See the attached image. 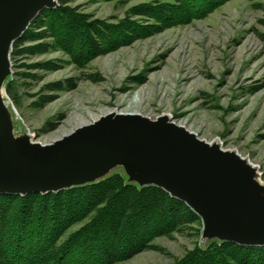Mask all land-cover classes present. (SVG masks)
Returning <instances> with one entry per match:
<instances>
[{
  "label": "rangeland",
  "instance_id": "374dc122",
  "mask_svg": "<svg viewBox=\"0 0 264 264\" xmlns=\"http://www.w3.org/2000/svg\"><path fill=\"white\" fill-rule=\"evenodd\" d=\"M155 0H71L70 4L93 18L117 23L128 10ZM262 4L263 7H257ZM140 19V17H136ZM264 0H231L203 19L135 40L81 68L63 51L29 56L15 62L5 88L21 105L15 106L12 127L17 136L31 134L34 142L51 143L76 128L111 112L137 113L156 119L167 115L200 139L218 141L258 168L264 184ZM145 23V19H141ZM54 61L51 71L18 67L21 62ZM17 64V65H16ZM18 72L37 73L34 80ZM75 78L72 90L54 92L44 107L36 102L48 82ZM49 122L45 129L46 123ZM50 125L55 129L48 131ZM117 172L125 178L124 172ZM83 223L73 226L68 234ZM191 225L184 234L157 237L153 249L117 264H166L196 246L205 248L216 239H204L203 225ZM159 250V249H158Z\"/></svg>",
  "mask_w": 264,
  "mask_h": 264
},
{
  "label": "trees",
  "instance_id": "16d2710c",
  "mask_svg": "<svg viewBox=\"0 0 264 264\" xmlns=\"http://www.w3.org/2000/svg\"><path fill=\"white\" fill-rule=\"evenodd\" d=\"M228 1L155 0L131 7L125 18L110 23L80 12L71 6V0H58L57 7L43 10L15 41L12 57L20 62L29 56L63 51L83 68L135 40L203 19ZM260 23L264 25V19ZM261 38L264 50V34ZM18 67L35 71L58 68L52 60L21 62ZM17 75L42 79L31 72ZM76 86L75 78L48 82L43 91L49 94L39 96L35 104L44 107L57 98L52 93ZM13 87V81L9 82L7 93L19 107ZM53 129L50 125L48 131ZM194 224L199 226V234L201 218L184 202L157 186L128 184L120 173L58 192L0 194V264H117L146 250L165 252L153 240L184 234ZM166 264H264V246L213 242L187 250Z\"/></svg>",
  "mask_w": 264,
  "mask_h": 264
},
{
  "label": "water",
  "instance_id": "95a60500",
  "mask_svg": "<svg viewBox=\"0 0 264 264\" xmlns=\"http://www.w3.org/2000/svg\"><path fill=\"white\" fill-rule=\"evenodd\" d=\"M58 5V0H0V194L58 192L121 169L126 183L157 186L184 202L201 218L205 240L264 246L258 168L167 115L111 112L51 143L15 134L11 114L17 111L5 88L13 45L43 10ZM104 165L114 168L100 174Z\"/></svg>",
  "mask_w": 264,
  "mask_h": 264
},
{
  "label": "bare ground",
  "instance_id": "6f19581e",
  "mask_svg": "<svg viewBox=\"0 0 264 264\" xmlns=\"http://www.w3.org/2000/svg\"><path fill=\"white\" fill-rule=\"evenodd\" d=\"M3 79V76L0 75V80ZM4 137V136H3ZM6 138H2V140H5ZM114 167L111 165H104L103 169L101 170L100 174H103L104 172L109 171L110 169H113ZM217 237V236H216ZM220 236H218L217 238H219Z\"/></svg>",
  "mask_w": 264,
  "mask_h": 264
}]
</instances>
